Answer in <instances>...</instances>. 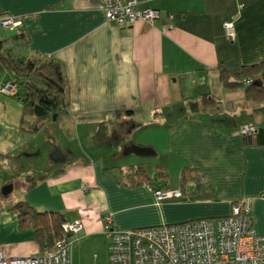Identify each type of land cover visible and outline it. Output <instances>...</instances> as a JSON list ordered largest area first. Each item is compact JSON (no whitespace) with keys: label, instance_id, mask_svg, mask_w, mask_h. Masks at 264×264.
<instances>
[{"label":"crops","instance_id":"crops-1","mask_svg":"<svg viewBox=\"0 0 264 264\" xmlns=\"http://www.w3.org/2000/svg\"><path fill=\"white\" fill-rule=\"evenodd\" d=\"M137 2L159 13L153 27L106 22L98 0H0V19H19L29 49L57 61L68 86L67 107L35 134L19 129L20 103L0 92L5 257L41 253L33 232L17 227L18 202L78 221L73 248L83 242L78 255L88 245L106 264L105 217L129 231L226 217L243 201L264 237V103L247 100L242 87L225 89L217 73L221 65L233 81L241 67L264 63V0ZM229 19L231 42L222 30ZM8 35L0 27V41ZM9 80L0 66V88ZM195 83L215 84V93H195ZM241 125L255 134L244 139ZM157 170L163 184L139 183L140 171L152 180ZM182 170L198 176L196 195L155 202L151 189L178 190Z\"/></svg>","mask_w":264,"mask_h":264},{"label":"built area","instance_id":"built-area-1","mask_svg":"<svg viewBox=\"0 0 264 264\" xmlns=\"http://www.w3.org/2000/svg\"><path fill=\"white\" fill-rule=\"evenodd\" d=\"M106 22L126 27L141 22L153 27L159 13L138 9L137 0H98ZM0 27L10 32L20 28V20L0 19ZM169 30V25L162 27ZM224 37L233 41L235 31L231 19L222 23ZM0 92L13 96L16 88L7 82ZM253 126L241 125L240 136L254 135ZM155 202L181 198L178 190L152 191ZM261 200L264 203V195ZM104 237L108 241L107 264H264V237L252 229L251 208L243 201L234 203L226 217L201 219L174 225L119 231L111 227L109 217L103 220ZM81 224L63 222V237L39 255L9 258L0 253V264H71L73 242L67 237L81 231ZM77 242V241H76Z\"/></svg>","mask_w":264,"mask_h":264},{"label":"trees","instance_id":"trees-1","mask_svg":"<svg viewBox=\"0 0 264 264\" xmlns=\"http://www.w3.org/2000/svg\"><path fill=\"white\" fill-rule=\"evenodd\" d=\"M0 66L8 73L9 82L16 88L11 97L20 103L19 129L22 132L37 133L41 126L55 122L60 112L67 107L68 86L61 65L31 51L21 28L10 32L0 41ZM217 73L218 81L225 89L242 87L247 100L264 103V63L241 67L233 81H230L221 65L217 67ZM252 136L242 137L248 140ZM137 176L139 183L148 182L150 188L154 182L163 184L166 179L161 170L155 172L152 180L143 176L142 171ZM198 181V176L182 170L178 188L181 196L196 195ZM12 210L16 212L18 229L32 231L41 252L63 237L61 224L64 221L60 214L37 212L23 202L16 203Z\"/></svg>","mask_w":264,"mask_h":264},{"label":"rangeland","instance_id":"rangeland-1","mask_svg":"<svg viewBox=\"0 0 264 264\" xmlns=\"http://www.w3.org/2000/svg\"><path fill=\"white\" fill-rule=\"evenodd\" d=\"M195 84L193 86V89H194V92L195 93H202L203 92L202 90H204V92H208L210 94H214L215 93V90H214L215 84H210L209 86H207V88L202 87L201 85H199L197 83H195ZM203 88H205V89H203ZM186 107H190V105L187 104ZM137 137H138V140H140V141L143 140V137H145V132L139 133L137 135ZM129 159H128V161H129ZM121 163H123V162H121ZM146 167H147L146 165L140 166L139 167V170H143L144 171V169L146 170ZM73 239H74V237L73 236H70L68 238V241L69 242H72ZM1 243L3 244V243H5V241H1L0 244ZM82 243L83 242H81L80 244H77V247L76 248H72L71 249V252H70V260H71V263L72 262L75 263V262L79 261V262H82V263H87L88 262L90 264H106V258H104V261L103 260H99V259H92L91 258V254L92 253H91L90 249L87 247L88 245H85L84 246V247H86L85 248V250H86L85 253H80L78 255L77 254V250L80 248V246L82 245Z\"/></svg>","mask_w":264,"mask_h":264},{"label":"water","instance_id":"water-1","mask_svg":"<svg viewBox=\"0 0 264 264\" xmlns=\"http://www.w3.org/2000/svg\"><path fill=\"white\" fill-rule=\"evenodd\" d=\"M133 150H134V152H135L136 154H138V155H140V156H146V155H149V154H150L149 151H148L147 149L134 148ZM10 189H11L10 186L4 187V188L2 189L1 192H2L3 195H5L7 192L10 191Z\"/></svg>","mask_w":264,"mask_h":264}]
</instances>
